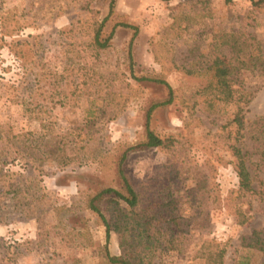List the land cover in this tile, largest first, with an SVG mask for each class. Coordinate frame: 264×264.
<instances>
[{"label":"rangeland","instance_id":"374dc122","mask_svg":"<svg viewBox=\"0 0 264 264\" xmlns=\"http://www.w3.org/2000/svg\"><path fill=\"white\" fill-rule=\"evenodd\" d=\"M111 2L0 0V264H106L108 252L143 264H207L196 253L213 238L227 249L224 264H236L248 253L242 236L264 228V198L246 225L211 207V194L239 182L223 129L233 109L218 99L212 64L224 54L234 82L250 91L252 131L264 117V12L249 0H115L102 31L116 26L115 34L102 49L93 37ZM121 24L139 28L133 63L134 30ZM134 77L165 78L175 89L151 125L176 142L129 152L124 169L141 205L107 241L87 198L118 183L119 152L145 137L149 106L167 96L164 85ZM256 145L249 136L253 161L262 155Z\"/></svg>","mask_w":264,"mask_h":264},{"label":"trees","instance_id":"16d2710c","mask_svg":"<svg viewBox=\"0 0 264 264\" xmlns=\"http://www.w3.org/2000/svg\"><path fill=\"white\" fill-rule=\"evenodd\" d=\"M199 2H207L211 0H197ZM226 4H233L235 0H223ZM251 7L255 11L264 12V0H249ZM115 0L110 4L108 15L102 20L96 33H94L95 44L102 49L108 48L114 37L116 26L111 33L103 35L102 31L107 20L113 13ZM134 30V34L129 43L128 55L131 63H133L132 47L138 35V26L121 24ZM19 55V53H17ZM212 68L214 70L213 77L215 79L214 90L219 94L218 99L230 105L233 109L231 115L226 121L223 129L227 132L228 151L232 158L228 161L233 165L237 173L239 182L238 186L232 188L227 194L223 195L221 191L211 194L209 197L211 207L214 209H224L233 214L236 222L240 225L249 224L252 218V211L255 204L261 198H264V176H260L259 169L264 171V117L260 118V122L253 128V132L249 129V120L247 118V106L250 104L251 96L244 85L234 82V68L224 54L218 53L213 61ZM135 76V75H134ZM137 80H150L162 84L167 88V96L162 100L151 103L145 118V137L136 143L125 146L119 153L118 160L115 163L117 184L111 185L101 183L93 190L87 198V207L93 210L103 221L106 226V238L109 241L112 231H121V220L127 217L124 213L127 209H134L141 205L140 194L135 187L134 182L128 176L124 169V163L129 152L142 151L152 148L168 150L173 148L176 140L173 135L162 137L157 133L152 125L153 114L162 107L171 105L176 98V92L173 86L165 79H149L143 77H134ZM222 108V107H220ZM88 115H91L92 109H89ZM95 117H87L85 126L93 123ZM253 133V135H252ZM249 136L254 140L256 146L262 150V155L257 161H253L254 153L247 148ZM1 140V139H0ZM30 152L31 150L28 149ZM19 152V149H16ZM4 158V150L0 146V163ZM258 180H260L258 182ZM202 211L199 212L197 219L201 218ZM123 215V217H121ZM156 217V215H155ZM154 217V219H155ZM146 215L139 214L138 221L140 225H145L144 219ZM150 221L152 219L149 218ZM125 221V220H124ZM149 221V223H150ZM123 222V221H122ZM128 224V223H127ZM122 228V229H121ZM161 231V229H158ZM241 246L248 253L239 255L236 258V264H264V228L253 229L251 234L242 236ZM256 252H260L263 256L261 261L255 260ZM197 257L205 261L207 264H224L227 260V249L221 245L216 239H206L197 250ZM128 257L125 253L117 256L107 254L106 264H143V259Z\"/></svg>","mask_w":264,"mask_h":264}]
</instances>
